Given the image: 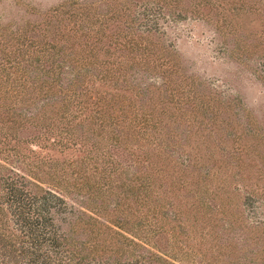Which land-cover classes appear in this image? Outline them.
Returning a JSON list of instances; mask_svg holds the SVG:
<instances>
[{
	"label": "trees",
	"instance_id": "obj_1",
	"mask_svg": "<svg viewBox=\"0 0 264 264\" xmlns=\"http://www.w3.org/2000/svg\"><path fill=\"white\" fill-rule=\"evenodd\" d=\"M97 7L69 0L41 24L0 32V264L196 262L198 251L178 234L210 218L202 194L213 179L204 171L187 178L178 152L186 133L178 124L184 115L227 104L198 93L175 50L158 40L159 0ZM260 68L264 74V62ZM48 140L82 147L73 175L31 147H47L41 144ZM121 150L129 165L113 157ZM64 186L89 201L68 204ZM180 188L197 196L188 210L179 203ZM114 194L112 211L128 216L99 213ZM160 238L164 249L154 244Z\"/></svg>",
	"mask_w": 264,
	"mask_h": 264
},
{
	"label": "rangeland",
	"instance_id": "obj_2",
	"mask_svg": "<svg viewBox=\"0 0 264 264\" xmlns=\"http://www.w3.org/2000/svg\"><path fill=\"white\" fill-rule=\"evenodd\" d=\"M68 1L0 0V32L27 23L41 24L50 19L54 6ZM76 1L98 5L99 11H104L112 2ZM159 2L162 7L155 16L158 40L175 50L181 71L191 76L198 93L212 96V103L219 100L227 104L179 119L178 130L183 135L186 133L184 139L179 137V141L182 139L179 160L187 164V178L204 171L213 181L210 191L202 194L207 200L203 205L210 218L187 226L188 231L185 235L178 234V238L193 252L198 251L193 264H207L206 261L210 264H264V74L260 68V63L264 62V0ZM186 121H190L188 126H185ZM50 142L41 144L47 147H31L43 159L56 161L67 174L73 175L75 165L83 160L82 147L62 148L49 145ZM125 151L113 152V157L129 165ZM124 172L127 180L129 168ZM93 173L98 180L97 170ZM113 175L117 181L119 176ZM186 189L189 188L176 192L181 207L188 210L196 204L197 196L193 197ZM60 191L75 208H82L89 201L70 186ZM244 196L248 203L241 207ZM108 198L106 210L99 212L102 216L121 219L126 215L112 211L118 198L115 194ZM254 221H257L256 227L252 228L249 224ZM199 225L202 228L198 229ZM165 242L163 238L154 240L161 249ZM165 247L171 252L175 249L171 245ZM199 255L202 259L197 262Z\"/></svg>",
	"mask_w": 264,
	"mask_h": 264
}]
</instances>
